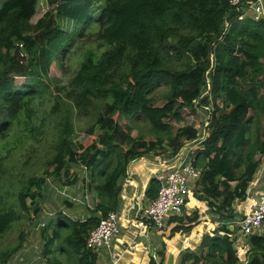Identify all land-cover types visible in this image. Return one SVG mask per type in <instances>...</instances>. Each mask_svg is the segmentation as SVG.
<instances>
[{"label":"trees","instance_id":"obj_1","mask_svg":"<svg viewBox=\"0 0 264 264\" xmlns=\"http://www.w3.org/2000/svg\"><path fill=\"white\" fill-rule=\"evenodd\" d=\"M39 1L0 0V241L15 223L41 217L49 177L73 187L81 169L89 174L83 187L93 194L97 215L82 221L65 211L51 214L41 229L44 257L51 263L59 242L78 256V264H98L87 238L103 217L118 212L129 165L148 154L174 157L198 139L196 125L173 131L168 120L181 122L183 110L195 113L199 100L209 108V123L205 141L191 154L201 170L194 198L206 203L218 227L196 250L183 252L178 264H241L231 237L239 228L231 226L235 205L247 200L264 162V20L240 21L241 7L231 0H47L50 9L32 23ZM74 52L82 53L79 69L53 92L52 65ZM172 52L188 62L185 68L167 64ZM163 86L169 88L166 103L156 106L151 96ZM48 95L56 115L53 171L47 168L43 178L31 177L10 192L7 154L36 137ZM90 114L97 117L89 130L94 138L89 145L77 143L75 117ZM116 116H143L157 137H134ZM159 189L153 178L146 196L154 200ZM201 217L198 209L171 217V237L190 233ZM28 238L22 231L14 246L0 252V264L21 252ZM247 240L245 264H264V234ZM158 256L160 262L152 256L150 264H163L164 251Z\"/></svg>","mask_w":264,"mask_h":264},{"label":"rangeland","instance_id":"obj_2","mask_svg":"<svg viewBox=\"0 0 264 264\" xmlns=\"http://www.w3.org/2000/svg\"><path fill=\"white\" fill-rule=\"evenodd\" d=\"M49 9L50 8L47 0H40L37 7V14L33 18L32 23H36L37 20L41 18L43 14ZM82 60V53L74 52L70 58H66L64 60L63 64L57 62L52 65L49 71V76L52 79L51 84L53 85V92L56 91L57 86L63 87L69 83V81L74 77L77 70L79 69ZM167 64L173 69H183L187 66L188 62L184 58L179 60L172 52L167 57ZM23 82L24 80L21 78L17 80L18 85H22ZM168 92L169 88L167 86H163L162 88L158 89L151 96L154 104L156 106L164 105L166 103V95ZM44 102L45 104L42 105L44 111L39 112L37 118V126L39 127V130L36 132V137L29 138L25 143H23L22 146L19 145V147L12 149V153L7 154L9 158L7 162L6 184L9 186L10 192L20 189L23 184L31 177H37L40 179L43 178V176L46 175L45 170L47 168L50 169L49 172L53 171V168H51L49 162L53 149L52 143L53 139L55 138V132L53 130L52 123L56 120V115L53 112V101L51 95H48L47 100ZM94 115L95 114H90L87 116L76 115L75 141L77 143L89 145L92 142L94 137L89 135V130L90 128L96 126L97 117ZM182 115L183 120L181 122L168 120V123H170L174 128L173 131L188 125H196L200 130H203L205 122L207 119H209V110H207L206 107H201L200 104V106L196 108L195 113L191 112L190 109H187L182 111ZM116 118L123 126H130L132 128V135L134 137L141 136L147 141L153 140L155 137H157V134L153 130L151 124L143 116L131 118L125 116H116ZM96 130H98L97 127ZM13 135L14 133H11L9 137L12 139L16 138ZM11 138H9V141H11ZM12 144L13 143H10L8 146H12ZM4 153L6 154V152ZM77 172L80 174V179L78 184L73 187H69L58 182V180H56L54 177L48 178V185L46 186L47 188H45V190L42 192L44 198L42 201L43 213L41 217L33 224H30L29 220L26 218L15 223L13 228L0 241V252L14 246L18 242L20 233L24 231L29 234V238L26 243V249H28L31 245L36 244L38 246L37 252H34L35 258L33 259L37 261V264H49L46 262V258L43 256V246L45 245V241L41 235V225L50 219L51 214L55 215L58 211H65L71 220H78L74 219L76 216L79 217L80 220H83L97 215L93 212V209L96 205L95 198L91 193H87L88 195H86L85 187H83L82 178H87L89 174L87 175V173H84L81 169H77ZM257 173L256 179L259 178L260 183L258 184L259 188L256 187V190H263L264 162ZM70 201L74 205L71 208L67 206V203H70ZM13 204L15 205V208L19 210L16 200L13 201ZM98 216H100V214H98ZM169 220L170 218L166 219V227L169 225ZM119 226L121 228L120 220ZM233 226V229L235 230L237 228L236 224H233ZM166 230L167 229L163 231L165 232ZM62 233L67 236L69 229H64ZM236 234L237 233H235V235ZM245 238H242V241L240 240V245L246 243ZM60 245L61 244H59V242L56 243L54 247L55 252L51 257L52 262L50 264H56L57 262H62V264H78V256L68 246H65L62 249ZM246 245L250 247L249 242H247ZM102 251L108 250L102 248L101 252Z\"/></svg>","mask_w":264,"mask_h":264},{"label":"crops","instance_id":"obj_3","mask_svg":"<svg viewBox=\"0 0 264 264\" xmlns=\"http://www.w3.org/2000/svg\"><path fill=\"white\" fill-rule=\"evenodd\" d=\"M177 160V156L169 157L168 155L157 156L148 154L129 165L127 176L122 180L121 204L117 212L122 228V236L120 234V237L113 245V252L118 255L119 260L115 263L110 257L109 251H102L98 254V264H150L152 256L157 262H160L158 253L162 251H164L165 255L163 264H178L180 255L183 252L196 250L205 234L212 235L218 224L208 214L206 204L196 200L194 197L189 200L184 212L191 214L195 209H198L202 217L201 224L195 226L190 233H178L171 237V229L174 224H169L165 228L167 229L165 232L163 230L160 232L152 226L143 231L137 225L138 219L142 217L143 211L152 201L146 196L150 181L156 178L158 173L172 169L173 166L177 165ZM256 176L250 186L246 202L235 206L236 221L250 210L253 202L258 200V194L264 191V189L256 190L255 187L259 188L258 184L260 183V179H256ZM74 219L80 220L77 216ZM85 220L83 219L82 221ZM236 235L238 237L239 232ZM247 242L248 240L246 239ZM246 243L243 244L246 245ZM26 247L27 244L8 264H37V261L33 258H35L34 252H37L38 246L36 244L31 245L30 249H26ZM129 247H134V250H129ZM242 258L246 262V254H243ZM243 261L242 264H245ZM46 262L49 263L47 259Z\"/></svg>","mask_w":264,"mask_h":264},{"label":"built area","instance_id":"obj_4","mask_svg":"<svg viewBox=\"0 0 264 264\" xmlns=\"http://www.w3.org/2000/svg\"><path fill=\"white\" fill-rule=\"evenodd\" d=\"M231 4L241 7L242 14L239 16L240 21L246 18H252L255 21L264 20V0H231ZM204 91L203 96L208 93V90L205 89ZM199 106L200 101L198 100L195 103V108ZM206 109L209 110V108ZM208 121L209 119L205 122L203 130H200L198 139L187 143L176 155L178 157L177 165L173 166L172 169H167L156 175L155 179L160 184L158 195L149 203V206L143 211L142 217L137 221L138 227L143 229V231L151 226L158 231L164 230L166 227V219L182 215L189 200L194 197V189L200 179L201 170L193 164L191 154L200 148L205 141ZM249 192L250 188L248 195ZM235 224L239 230L233 232L231 237L236 239L235 247L242 264V256L243 254L247 255L250 247L244 244L240 245V240L242 241V238L245 237L246 240L247 237L264 234V191L258 194V200L253 202L250 210L243 214ZM41 226L43 227L44 223ZM233 228L232 225V231H234ZM238 232L239 236L236 237L235 233ZM120 234L119 216L117 212H110L106 217L101 219L97 228L89 233L87 247L97 254H100L102 248L107 249L110 257L116 263L119 258L113 252V245L120 237ZM129 250L133 251L134 247H129Z\"/></svg>","mask_w":264,"mask_h":264}]
</instances>
